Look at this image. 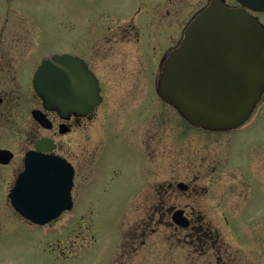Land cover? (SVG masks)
Masks as SVG:
<instances>
[{
    "label": "rangeland",
    "instance_id": "rangeland-1",
    "mask_svg": "<svg viewBox=\"0 0 264 264\" xmlns=\"http://www.w3.org/2000/svg\"><path fill=\"white\" fill-rule=\"evenodd\" d=\"M208 1H177L162 15L168 0H7L0 53H81L103 85L104 12L153 23L149 45L159 73L160 53L179 35V22ZM154 115V162L132 200L140 175L131 155L117 141L103 158L102 104L91 119L89 151L81 133L76 137L74 207L49 227L4 219L0 264H264V103L242 127L219 133L184 126L175 110L157 103ZM111 168L120 175L106 182ZM177 209L188 227L172 222Z\"/></svg>",
    "mask_w": 264,
    "mask_h": 264
},
{
    "label": "water",
    "instance_id": "water-1",
    "mask_svg": "<svg viewBox=\"0 0 264 264\" xmlns=\"http://www.w3.org/2000/svg\"><path fill=\"white\" fill-rule=\"evenodd\" d=\"M236 1L254 11L264 9V0ZM263 86V27L244 10L210 0L164 60L158 93L190 124L229 130L248 118ZM34 89L46 108L61 115L92 111L101 101L96 78L81 60L67 54L42 60ZM36 149L26 155L9 197L21 216L44 225L71 209L73 168L61 158L39 153L40 144ZM177 188L185 191L187 186L178 183ZM171 219L180 227L189 226L182 210L174 211Z\"/></svg>",
    "mask_w": 264,
    "mask_h": 264
},
{
    "label": "flooded vegetation",
    "instance_id": "flooded-vegetation-1",
    "mask_svg": "<svg viewBox=\"0 0 264 264\" xmlns=\"http://www.w3.org/2000/svg\"><path fill=\"white\" fill-rule=\"evenodd\" d=\"M6 1H1L0 6ZM177 1L181 0H168L164 6L166 13L162 15H169L167 8L177 4ZM233 1L234 4L228 5L229 7L243 9L264 28V10L253 11L236 0ZM223 2L226 4L225 0ZM197 11L188 18L186 17L185 21L179 22V35L172 39L168 50L177 46L186 25ZM103 16L105 17L103 19V46L106 47V51L103 50V85L92 65L93 60L89 56H81V53H58L79 58L85 68L96 77L101 101L97 107L93 108V111L82 113L74 110L61 115L56 109L45 107L43 98L34 89L33 81L42 59L54 53H0V230L3 229L4 219L9 217L43 228L53 226L66 213L64 211L56 220L39 226L19 215L11 205L9 194L18 174L23 170L25 155L30 151H37V144L41 146L40 153L62 158L72 166L71 197L74 207L75 199L72 191L77 169L72 165L71 158L76 151V137L81 133L84 142L82 148L84 152L89 151L91 119L95 110L102 104L103 158L117 141L122 150L131 155V161L135 163V166H131V170L134 175H140V180L134 187L136 190L133 195L129 194L130 200L143 185L145 179L148 180L146 173L150 170L151 162H154L152 156L155 146L153 144L157 127L154 105L157 103L175 110L157 92V53L154 52L153 45H149L151 32H148V28L153 23L139 24L135 18L110 19L104 12ZM160 20L162 21L163 18ZM163 23L170 25L166 21ZM164 35L170 37L169 33H164ZM121 40H126L127 45L124 44L120 48L118 45ZM128 43H131L132 48H127ZM142 45L143 48L146 46L145 50L141 48ZM167 52L160 53L158 66L161 67ZM83 101L86 103V98ZM259 103H264V86L252 113ZM109 105H112L111 108ZM179 118L184 126H191L180 115ZM164 122H168V117H164ZM85 141H87L86 144ZM119 175V169L111 168L106 176V182L114 180ZM103 186H106L105 183Z\"/></svg>",
    "mask_w": 264,
    "mask_h": 264
}]
</instances>
